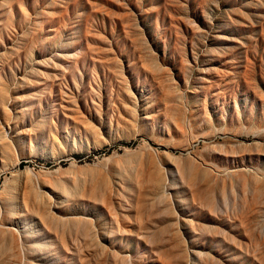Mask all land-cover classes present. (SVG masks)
I'll return each mask as SVG.
<instances>
[{"label":"rangeland","instance_id":"1","mask_svg":"<svg viewBox=\"0 0 264 264\" xmlns=\"http://www.w3.org/2000/svg\"><path fill=\"white\" fill-rule=\"evenodd\" d=\"M0 264H264V0H0Z\"/></svg>","mask_w":264,"mask_h":264}]
</instances>
